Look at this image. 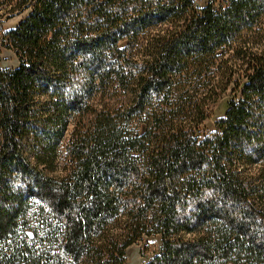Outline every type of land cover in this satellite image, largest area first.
I'll return each instance as SVG.
<instances>
[{"label":"trees","instance_id":"trees-1","mask_svg":"<svg viewBox=\"0 0 264 264\" xmlns=\"http://www.w3.org/2000/svg\"><path fill=\"white\" fill-rule=\"evenodd\" d=\"M22 12L0 264H124L154 233L144 264H264V0H0Z\"/></svg>","mask_w":264,"mask_h":264},{"label":"rangeland","instance_id":"rangeland-1","mask_svg":"<svg viewBox=\"0 0 264 264\" xmlns=\"http://www.w3.org/2000/svg\"><path fill=\"white\" fill-rule=\"evenodd\" d=\"M199 5H203L207 0H193ZM23 13H15L12 16L0 14V67L12 68L19 62L15 50L6 41H3L4 33L13 28L21 19ZM232 96L228 88L215 102L210 105L208 116L200 125L202 133L211 132L214 129L215 120L220 117L225 108L226 101ZM68 136L66 132L65 137ZM160 247V235L157 233L146 235L143 234L139 239L129 244L125 249L124 264H144L149 258L156 254ZM233 264V263H228Z\"/></svg>","mask_w":264,"mask_h":264}]
</instances>
